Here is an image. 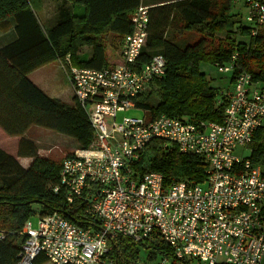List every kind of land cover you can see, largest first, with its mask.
Here are the masks:
<instances>
[{
	"label": "built area",
	"instance_id": "2783aa9c",
	"mask_svg": "<svg viewBox=\"0 0 264 264\" xmlns=\"http://www.w3.org/2000/svg\"><path fill=\"white\" fill-rule=\"evenodd\" d=\"M241 5L254 35L264 28V0H231ZM131 31L122 38L120 61L102 68L77 67L69 54L60 62L74 100L93 128L87 147H76L61 161L54 194L68 205L80 203L87 226L59 212L24 222L17 264H33L43 255L52 264H116L109 243L116 236L143 241L154 234L172 249L157 264H264V173L244 150L264 124V87L239 73L230 88H221L216 104L226 105L220 122L188 121L160 114L149 119L123 116L135 98L164 74L165 58L155 54L140 64L149 6L131 14ZM235 54L232 55V60ZM230 73L232 63L216 66ZM153 139L173 143L179 151L205 163L203 183L184 180L164 184L159 172L138 175L131 167Z\"/></svg>",
	"mask_w": 264,
	"mask_h": 264
},
{
	"label": "trees",
	"instance_id": "16d2710c",
	"mask_svg": "<svg viewBox=\"0 0 264 264\" xmlns=\"http://www.w3.org/2000/svg\"><path fill=\"white\" fill-rule=\"evenodd\" d=\"M82 13H71L50 26L40 23L30 0H0V22L14 21L16 39L0 47V264H17L24 222L40 215L59 212L69 220L87 226L84 206L68 205L62 193L54 194L62 160L38 154L36 144L24 137L30 126H40L75 139L77 147H87L93 128L85 110L50 98L26 76L35 68L69 54L77 67L102 68L120 61L122 38L131 31V14L142 0H66ZM231 0H173L149 6L147 37L138 62L152 55L165 58L162 76L153 79L149 90L135 98V108L153 119L160 114L188 121L220 122L226 99L217 105L221 88H230L241 72L264 87V28L254 35ZM233 9L235 11H233ZM178 19L183 30L197 31L203 37L184 46L171 41L167 30ZM112 34V38L108 37ZM84 58H80L84 55ZM235 59L232 60V55ZM232 63L224 83L212 85L200 66ZM224 84V85H223ZM244 156L264 170V124L253 133ZM18 157H30L22 166ZM131 167L138 175L155 171L164 184L184 180L203 183L205 163L198 156L179 151L173 143L153 139L141 151ZM264 173V171H262ZM37 206V210L33 209ZM116 264H137L139 247L148 251L149 259L173 257L172 249L157 235L143 241L118 235L111 239ZM47 259L41 254L33 264ZM184 264H201L184 260Z\"/></svg>",
	"mask_w": 264,
	"mask_h": 264
},
{
	"label": "crops",
	"instance_id": "0c3cea01",
	"mask_svg": "<svg viewBox=\"0 0 264 264\" xmlns=\"http://www.w3.org/2000/svg\"><path fill=\"white\" fill-rule=\"evenodd\" d=\"M173 0H147L145 2L141 1L145 5H160L167 3ZM39 3L40 14H37L34 6H32L34 14L36 15L40 23H50L54 24L60 19L68 17L71 13H82V8L78 6H71V4L66 0H37ZM37 3V4H38ZM44 25V24H43ZM108 37L111 39L112 34H109ZM16 39V32L14 30V21L7 18L4 21L0 22V47ZM81 59L84 56L80 57ZM28 79L36 85L44 94L50 98L59 99L65 103L73 104V92L72 87L67 76L66 71L63 69L60 60L55 59L50 62H47L34 70L28 72L26 75ZM36 126H30L24 132V137L30 140H33L37 146L38 154L41 156L46 155L45 149L39 146V141L32 139L29 136L30 130ZM41 128V127H37ZM45 151V152H44ZM30 157H18L19 163L26 167L31 162ZM43 264V263H41Z\"/></svg>",
	"mask_w": 264,
	"mask_h": 264
},
{
	"label": "rangeland",
	"instance_id": "374dc122",
	"mask_svg": "<svg viewBox=\"0 0 264 264\" xmlns=\"http://www.w3.org/2000/svg\"><path fill=\"white\" fill-rule=\"evenodd\" d=\"M32 6H34L35 11L37 14H40L39 9V3L37 0H30ZM143 2L147 0H142ZM38 3V4H37ZM238 8V5L235 6ZM233 11H235L233 9ZM240 11L243 14V8H240ZM44 26H50V23H42ZM167 37L171 38V41H174L182 46L192 44L199 40L203 35H201L197 31H188L183 30L181 28V24L179 23L178 19H175L171 26L167 30ZM85 57L84 55H81ZM200 70L203 71L206 74L207 78H213L211 81L212 85H220L224 83V75L217 71V69L214 66H211L209 64H202L200 66ZM224 85V84H223ZM152 89V87H150ZM123 116H135V117H142L144 116V112L140 109L131 108L127 110H121L118 111L116 114V119L119 120ZM40 126H36L29 132V136H31L32 139H36L39 141V146L45 149L46 155L48 157H51L55 160H62L65 156L70 154L78 145L75 139H73L70 136L58 133L56 131L49 130L47 128H37ZM33 141V140H32ZM34 142V141H33ZM35 143V142H34ZM44 151V152H45ZM248 151L245 149L244 154H247ZM33 209L37 210V206L33 205ZM33 224L35 223V218L32 219ZM160 260V257L158 256L156 259H149L148 258V251L144 247H139V253H138V259L137 264H157ZM43 264H52L50 261H46ZM203 264V263H201Z\"/></svg>",
	"mask_w": 264,
	"mask_h": 264
}]
</instances>
